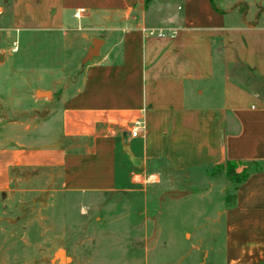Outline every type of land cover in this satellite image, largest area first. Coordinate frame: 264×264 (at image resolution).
Returning <instances> with one entry per match:
<instances>
[{
    "label": "crops",
    "instance_id": "1",
    "mask_svg": "<svg viewBox=\"0 0 264 264\" xmlns=\"http://www.w3.org/2000/svg\"><path fill=\"white\" fill-rule=\"evenodd\" d=\"M8 3L12 30L30 37L27 50L58 41L83 58L95 39L103 44L92 61L67 64L82 67L76 90L35 88L33 99L45 108L36 128L11 143L0 134V195L157 186L191 200L222 180L221 191L229 190L215 172L228 161L264 167V0ZM19 65L20 82L45 84L49 73L51 83H64L54 62ZM218 216L224 264H264V170Z\"/></svg>",
    "mask_w": 264,
    "mask_h": 264
},
{
    "label": "rangeland",
    "instance_id": "2",
    "mask_svg": "<svg viewBox=\"0 0 264 264\" xmlns=\"http://www.w3.org/2000/svg\"><path fill=\"white\" fill-rule=\"evenodd\" d=\"M9 7L8 0H0V54H7L0 62V134L7 143L42 122L45 108L33 99L35 88L55 95L76 90L82 67L67 64L85 58L58 41L27 50L30 37L12 30ZM36 58L54 62L55 77L64 83H51L49 73L43 74L45 84L20 82L26 73L19 62ZM223 181L211 195L191 200L157 186L112 193L36 187L0 195V264H224V221L218 216L227 196ZM197 206L198 215L192 210ZM60 250L68 262L56 257Z\"/></svg>",
    "mask_w": 264,
    "mask_h": 264
},
{
    "label": "trees",
    "instance_id": "3",
    "mask_svg": "<svg viewBox=\"0 0 264 264\" xmlns=\"http://www.w3.org/2000/svg\"><path fill=\"white\" fill-rule=\"evenodd\" d=\"M150 0H146V5H149ZM264 170L262 163L258 162H233L228 161L224 166L218 168L215 172H223L230 188L226 196V208L230 209L236 206L237 190L248 180L251 174L261 172Z\"/></svg>",
    "mask_w": 264,
    "mask_h": 264
},
{
    "label": "water",
    "instance_id": "4",
    "mask_svg": "<svg viewBox=\"0 0 264 264\" xmlns=\"http://www.w3.org/2000/svg\"><path fill=\"white\" fill-rule=\"evenodd\" d=\"M103 41L101 39H95L92 43V47L89 50V52L87 53L85 59L83 60V64H86L90 61H92L94 58L99 57L100 55V49L102 47ZM5 59V55L4 54H0V62H4ZM42 95H46L48 96L49 93H41ZM64 252L63 250H60L57 254L56 257L59 258L60 262H65L64 259L62 257H59L58 254ZM69 260H67L66 262H68Z\"/></svg>",
    "mask_w": 264,
    "mask_h": 264
},
{
    "label": "built area",
    "instance_id": "5",
    "mask_svg": "<svg viewBox=\"0 0 264 264\" xmlns=\"http://www.w3.org/2000/svg\"><path fill=\"white\" fill-rule=\"evenodd\" d=\"M83 12H84L83 9L77 11V13L75 14V17L79 18L80 14L83 13ZM150 34H151V35H155V34H157V35H159V36H165V35H166V33H164L163 31H159V32H157V31H151ZM141 126H142V123H141V122H137V124H136V130H134V131L132 132V136H133V137H137V135H138V131H137V130H138L139 128H141Z\"/></svg>",
    "mask_w": 264,
    "mask_h": 264
},
{
    "label": "bare ground",
    "instance_id": "6",
    "mask_svg": "<svg viewBox=\"0 0 264 264\" xmlns=\"http://www.w3.org/2000/svg\"><path fill=\"white\" fill-rule=\"evenodd\" d=\"M58 255H59V257H62V258L64 259V261H66V258H65V254H64V252H61V253H59Z\"/></svg>",
    "mask_w": 264,
    "mask_h": 264
}]
</instances>
